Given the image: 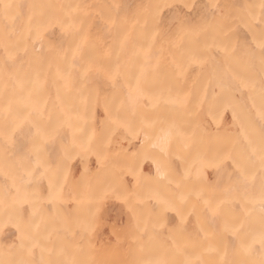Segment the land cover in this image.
Wrapping results in <instances>:
<instances>
[{
    "label": "snow or ice",
    "instance_id": "obj_1",
    "mask_svg": "<svg viewBox=\"0 0 264 264\" xmlns=\"http://www.w3.org/2000/svg\"><path fill=\"white\" fill-rule=\"evenodd\" d=\"M18 7L0 0V229L20 233L17 258L0 264H264V0L235 13L216 0H150L131 16L117 2L67 0L32 5L38 11L23 26L12 15ZM240 28L251 39L241 40ZM192 71L195 96L186 90ZM100 83L112 90L103 97L105 129L99 138L94 128L78 135ZM237 95L247 105L235 104ZM205 105L217 115L230 108L234 120L239 108L244 122L234 134L211 135L198 119ZM68 132L71 145L53 167L49 146ZM121 134L145 145L126 170L99 187L66 188L77 148L103 154ZM21 136L29 147L17 156L11 147ZM145 160L155 173L141 172L129 191L123 176ZM45 180L57 210L23 222L17 206L35 207L34 189ZM109 198L136 221L126 259L80 239L98 226ZM66 199L82 214L65 217Z\"/></svg>",
    "mask_w": 264,
    "mask_h": 264
},
{
    "label": "bare ground",
    "instance_id": "obj_2",
    "mask_svg": "<svg viewBox=\"0 0 264 264\" xmlns=\"http://www.w3.org/2000/svg\"><path fill=\"white\" fill-rule=\"evenodd\" d=\"M11 3L19 5L20 7L13 10L12 15L17 17L18 26H23L28 17L38 9L32 5L63 3L67 0H10ZM87 3L93 5H107L113 2L120 3L122 12L132 15L138 11L141 5L147 4L150 0H86ZM219 4L224 6L226 12H240L246 4L254 3L255 0H216ZM4 23L3 18L0 17V24ZM167 23V21H165ZM57 38L59 33L56 34ZM238 35L241 40L247 38L251 39L250 35L245 29L240 28ZM242 52L237 53L241 57ZM196 81V72L192 71L188 77L186 90L192 92L193 96L198 94L200 84ZM96 93L100 99L99 102L86 110L82 114V119L79 124V134L89 133L93 128L97 133V138L102 134L106 126L107 113L104 109L103 97L111 93V88L106 83L93 85ZM217 93L218 89L215 90ZM212 90H209V99L212 96ZM237 105H247V97L237 95L233 101ZM215 103L217 105L224 103L222 95L217 96ZM171 107V106H169ZM245 113L238 108L237 117L234 120L231 109L224 111L222 115H217L215 112L210 113L208 106L205 105L200 111L198 119L203 130L211 135L226 136L234 134L239 130V125L244 122ZM249 118L251 114H248ZM260 132L259 125H255V133ZM72 133L68 132L61 140L49 146L48 158L53 167L60 163L63 157V151L66 147L71 145ZM29 147L28 140L25 136L17 139L14 146L11 147V152L17 156L27 151ZM143 138H131L126 135H119L114 137L111 145L107 146L103 154L94 149L88 151L86 149L77 148L73 153L71 165L69 170V184L79 183L81 181L90 183L95 187H99L108 182L113 174L120 172L122 169L126 170L128 166L136 158L137 154L144 149ZM179 164V162H175ZM145 175H153L155 173V166L150 160H145L141 168L133 175H124L123 183L129 191H134L136 188V178L140 173ZM216 178L215 171L208 169L207 179L212 181ZM4 174L0 172V185L4 183ZM39 194L40 199L35 201V207L30 203H23L17 206L18 215L23 222H27L33 217V213L47 218L50 213L57 210L56 205L50 204L48 200V182L42 181L38 187L34 189ZM59 211L65 217H75L82 214L84 209L79 207L73 200L66 199ZM4 211L0 209V216H3ZM7 219V217H5ZM135 218L129 212L128 206L122 200L109 198L104 201L101 211L98 226L91 234H82L81 241L84 244H90L93 249L101 253L103 256L115 259H126L128 255V248L131 244L129 234L135 228ZM20 243V233L17 228L11 224H7L0 229V260L8 261L17 258V248Z\"/></svg>",
    "mask_w": 264,
    "mask_h": 264
}]
</instances>
